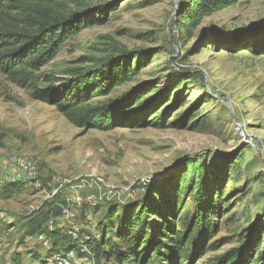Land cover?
Instances as JSON below:
<instances>
[{"label":"rangeland","instance_id":"obj_1","mask_svg":"<svg viewBox=\"0 0 264 264\" xmlns=\"http://www.w3.org/2000/svg\"><path fill=\"white\" fill-rule=\"evenodd\" d=\"M191 6L80 0L71 11L101 9L105 23L82 29L34 73L40 86L64 83L104 58L127 54L133 68L141 54L139 74L92 104L141 92L131 110L148 108L143 127L78 129L0 75V264H46L64 252L71 240L61 229L53 249L52 236L45 246L38 231L58 222L44 219L53 203L60 217L77 195L69 220L91 239L93 264H132L156 246L162 256L168 227H197L201 255L183 264H211L250 231L259 236L251 260L264 253V0L225 4L197 24L184 16ZM9 157L34 165L28 180H6ZM161 256L156 264H166Z\"/></svg>","mask_w":264,"mask_h":264},{"label":"trees","instance_id":"obj_2","mask_svg":"<svg viewBox=\"0 0 264 264\" xmlns=\"http://www.w3.org/2000/svg\"><path fill=\"white\" fill-rule=\"evenodd\" d=\"M79 1L0 0V75L28 89L31 99L54 107L78 129L109 131L118 126L132 128L145 126L147 123L145 109L148 108L131 110L132 102L143 94L141 92L135 90L116 100L92 104L95 97L107 96L115 87L128 83L139 74L145 62L141 54H138L140 60L133 68L126 63L129 57L126 54L121 57L104 58L92 66H87L86 69L76 70L72 74L74 78L70 81L57 83L58 80L45 78L46 86L38 84L34 73L52 61L69 39L85 27L105 23V12L101 9L94 14L84 9L71 11L70 6ZM235 1L237 0H192V6L184 16L195 19L194 23L197 24L216 9ZM181 181L185 182V179ZM55 202L60 205L63 203L58 199ZM53 204L50 211L44 215L45 221L59 217V206ZM205 218L206 216H203V219ZM167 229L172 231L173 236L168 238L165 253L161 256L158 246L154 250H142L144 259L135 258L132 264H156L159 260L157 257L156 261L153 259L154 254L161 256L160 262L166 264H183L185 259L201 255L199 247L195 248L193 241L197 227L184 233L169 227ZM203 229L206 232L211 231L210 224L204 222ZM38 230L37 226L29 236ZM38 232L52 236L53 249L58 241L56 230L50 233L45 227ZM258 238L257 234L250 231L240 248L211 264H247V261L264 264V253L259 255V259L250 258ZM69 248L70 243L66 250ZM164 254L170 257L165 258Z\"/></svg>","mask_w":264,"mask_h":264},{"label":"built area","instance_id":"obj_3","mask_svg":"<svg viewBox=\"0 0 264 264\" xmlns=\"http://www.w3.org/2000/svg\"><path fill=\"white\" fill-rule=\"evenodd\" d=\"M4 170L6 173V180L9 183H19L29 179L34 173V165L21 157H9L4 161ZM71 185V182L68 183ZM81 198L77 195L71 199V205L68 209L64 210L62 215L56 220V224L53 220H49L46 224L48 232H54L55 229H61L62 234L67 236L71 241L70 248L61 252L60 254H54L44 259L46 264H93L92 252L88 248V241L91 239L88 236L81 238V227L74 224L69 219L71 218L70 210L75 206L81 205ZM39 242L47 246L48 241L44 234L37 237Z\"/></svg>","mask_w":264,"mask_h":264}]
</instances>
